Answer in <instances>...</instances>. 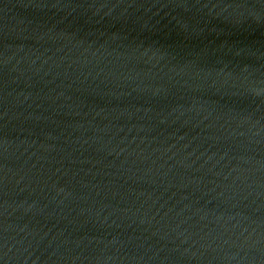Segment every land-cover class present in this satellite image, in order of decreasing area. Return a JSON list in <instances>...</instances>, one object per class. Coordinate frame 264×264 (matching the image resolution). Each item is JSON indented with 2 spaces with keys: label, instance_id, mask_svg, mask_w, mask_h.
I'll use <instances>...</instances> for the list:
<instances>
[{
  "label": "water",
  "instance_id": "obj_1",
  "mask_svg": "<svg viewBox=\"0 0 264 264\" xmlns=\"http://www.w3.org/2000/svg\"><path fill=\"white\" fill-rule=\"evenodd\" d=\"M0 140L264 165V0H0Z\"/></svg>",
  "mask_w": 264,
  "mask_h": 264
}]
</instances>
